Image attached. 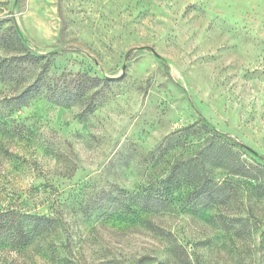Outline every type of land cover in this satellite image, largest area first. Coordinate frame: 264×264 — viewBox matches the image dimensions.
<instances>
[{
	"label": "rangeland",
	"instance_id": "obj_1",
	"mask_svg": "<svg viewBox=\"0 0 264 264\" xmlns=\"http://www.w3.org/2000/svg\"><path fill=\"white\" fill-rule=\"evenodd\" d=\"M0 264H264V0H0Z\"/></svg>",
	"mask_w": 264,
	"mask_h": 264
},
{
	"label": "trees",
	"instance_id": "obj_2",
	"mask_svg": "<svg viewBox=\"0 0 264 264\" xmlns=\"http://www.w3.org/2000/svg\"><path fill=\"white\" fill-rule=\"evenodd\" d=\"M19 41V39H18ZM18 59H21L23 61H27L30 64H35V62H37L40 59H43V57H36L35 55H31L29 53L26 52V54H23L21 56H19ZM36 92L37 89L35 90ZM36 92H34V94H36ZM60 98L55 99V103L58 104L59 103ZM210 140H212L213 138H215L216 136L214 135V133L210 134ZM211 148L208 146V149ZM207 152L206 154L202 157V161H206L207 163H210V166L213 168L214 166H218L223 170V174L222 175H228V174H232V175H238V176H243L245 178H251L252 176H250V172L252 173V171L250 170V168L246 167L245 165H243L242 163H238L237 165L235 163H231V158L228 157L229 159H227V155L225 150L226 147L224 146H220L217 149L211 148L212 149V154L210 155L209 152ZM193 158V157H192ZM191 158V159H192ZM188 160V161H181V162H177V164L175 163V165L172 168V171L168 177V179H171L174 176V180L181 181L185 184H188L189 182V175H191L193 178L197 177V171H194L195 167L193 164L197 163L196 160L192 161ZM192 163V164H190ZM202 167V166H201ZM181 174L183 176H181ZM192 178V179H193ZM203 181H204V185H202L201 189L199 191L196 192L197 197H203L205 200H209L212 199L214 196V192L215 191H219L220 188L216 187L214 185H211L213 179H211V176H207L205 175V177L203 176ZM180 182V183H181ZM195 192V191H194ZM162 197L156 193L155 195H147V197H145V202H144V212H156L154 207L161 205L163 202H161ZM150 203H153V205L151 206ZM154 209V210H153ZM153 210V211H152ZM32 221V230L35 232V234H40L43 231H54V229L59 226L60 224V219L57 217H52V216H46V215H35V216H30L29 217ZM19 230V234H22V225L19 224L18 225Z\"/></svg>",
	"mask_w": 264,
	"mask_h": 264
},
{
	"label": "snow or ice",
	"instance_id": "obj_3",
	"mask_svg": "<svg viewBox=\"0 0 264 264\" xmlns=\"http://www.w3.org/2000/svg\"><path fill=\"white\" fill-rule=\"evenodd\" d=\"M76 84H77V83H72V84H65V85H58V86H59V87H72V88H75ZM208 152H209V154L211 155V154H212V149L209 148V149H208Z\"/></svg>",
	"mask_w": 264,
	"mask_h": 264
}]
</instances>
